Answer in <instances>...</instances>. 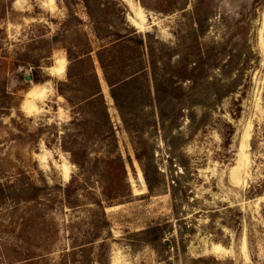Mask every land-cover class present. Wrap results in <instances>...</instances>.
Instances as JSON below:
<instances>
[{
    "label": "rangeland",
    "instance_id": "1",
    "mask_svg": "<svg viewBox=\"0 0 264 264\" xmlns=\"http://www.w3.org/2000/svg\"><path fill=\"white\" fill-rule=\"evenodd\" d=\"M113 1L144 39L126 52L140 67L153 61L160 71L170 52V66L197 68L192 78L207 73L208 55L221 66L209 84L195 82L208 91L181 114L173 99H188L191 82L163 91L160 119L150 75L127 95L117 91L121 116L95 62L114 131L102 144L94 117L86 114L88 136L80 134L76 109L55 90L66 48L83 34L95 49L107 42L95 40L81 1L0 0V185L44 189L37 200L0 205V264H264V0ZM117 7L102 4L104 20ZM70 13L80 25L64 26ZM219 87L233 92L209 100ZM119 156L129 190L106 199L104 169L94 174L90 162Z\"/></svg>",
    "mask_w": 264,
    "mask_h": 264
},
{
    "label": "trees",
    "instance_id": "2",
    "mask_svg": "<svg viewBox=\"0 0 264 264\" xmlns=\"http://www.w3.org/2000/svg\"><path fill=\"white\" fill-rule=\"evenodd\" d=\"M81 5L84 8L85 14L92 24L91 32L96 41H107L104 44L100 45L96 49L92 47L90 39L87 35H82L81 42H78L72 48H66V60L67 66L65 71V80L63 82H58L55 86L56 93L64 99L67 105L70 107V110L76 109L75 112H72L74 117H78L81 121L80 134L88 136V117L86 114L91 115L95 119V132L98 137V141L102 144H106L110 140H114V131L110 124L109 115L107 113V108L104 102L102 95L100 79L96 73L95 62L98 63L100 70L102 72V79L109 89V95L116 105L118 112L121 115V108L119 107L120 97L117 94V91H121L124 95H127L130 87L135 84V80L139 78V75L143 79L147 78L149 80V75L151 77L150 86L148 88L147 94L149 95V103L151 106H154L157 110V116L162 119L164 117V110L168 105L161 103V96L169 95L164 94L168 87H172L173 90L183 91L180 84L185 81H190V93L184 96L188 99L182 101L178 100L181 97L179 94L174 100L172 107V112L176 114H181L182 110H189L195 106V103H188L187 100L190 98H196L204 94L205 89H199L200 84L195 88H191L196 83L204 78L209 84L210 80H213L212 77H209L208 74H211L215 68H219L221 63L219 61H212V56H207V68L205 75L200 74L197 78L193 77L191 73L196 72L197 68L191 69L188 71L187 66L176 67L170 66V58H172V53L170 52L166 58L162 57V70L158 71L152 61V67L149 71L147 68L140 67L138 63L139 57L135 56L133 59H129L126 56V52L129 50L130 46L135 48L145 47L144 39L142 36L137 35L135 31L128 26L125 22L124 9L113 0H80ZM102 4H109L117 7L114 11H117V18L114 16L113 21L110 24V21L104 20V15L108 12H105L103 15ZM67 6V5H66ZM75 14L70 13L68 20L66 21V28L69 27V21L75 19L78 22V25L81 24V21L74 16ZM121 20L123 28L121 29L119 21ZM105 29H104V28ZM101 30H104V33H101ZM131 31V33L129 32ZM219 45L213 46L212 49H218ZM211 49V50H212ZM220 51L219 55L223 54V48ZM152 55V54H151ZM230 60V59H228ZM210 62V63H209ZM196 61L195 66H198ZM205 63V62H204ZM183 66V64L180 62ZM114 74V75H113ZM190 74V75H189ZM222 74H225L222 72ZM178 76V77H177ZM175 80V81H174ZM149 83V81H148ZM216 83H212L209 86H214ZM225 90L223 88H215L211 93L205 94L209 100H219L224 96L232 93L233 89L227 87ZM225 90V91H224ZM223 92L221 95H218V92ZM172 99V97H170ZM175 107V108H174ZM91 108L92 111H89ZM122 116V115H121ZM73 117V121H74ZM122 123H126L125 117H120ZM78 125V124H76ZM95 137H91L93 139ZM93 141V140H90ZM89 141V142H90ZM112 144V143H111ZM92 163L93 169L92 172L97 173L98 166L103 167L104 173L97 175L99 182L102 184V192L104 198H109L112 196L114 190L116 194H122L124 191L129 190L126 182V170L122 158L113 157L106 159H96ZM78 165V164H77ZM81 166V165H80ZM91 173L86 171V174ZM145 175V173H144ZM146 183L149 182L147 176H145ZM76 180H72L70 185L63 190V196L67 199L73 197L77 190L73 187ZM116 183L114 187L113 184ZM111 185V186H109ZM149 186V183H148ZM114 187V188H112ZM43 188L36 186H16L12 184L0 185V205L6 200L13 201H33L37 200ZM120 196V195H118ZM100 204V202H99ZM156 231V229H154ZM158 238H161V235H157ZM163 247L166 246L163 244ZM103 260L99 257L96 260V264H103Z\"/></svg>",
    "mask_w": 264,
    "mask_h": 264
},
{
    "label": "water",
    "instance_id": "3",
    "mask_svg": "<svg viewBox=\"0 0 264 264\" xmlns=\"http://www.w3.org/2000/svg\"><path fill=\"white\" fill-rule=\"evenodd\" d=\"M24 79H25V81H30V77L29 76H26Z\"/></svg>",
    "mask_w": 264,
    "mask_h": 264
}]
</instances>
